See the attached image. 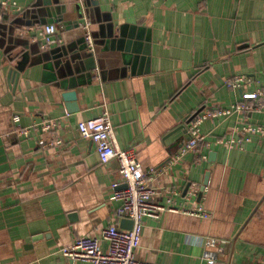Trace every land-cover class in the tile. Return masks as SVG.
I'll use <instances>...</instances> for the list:
<instances>
[{
  "label": "crops",
  "instance_id": "crops-1",
  "mask_svg": "<svg viewBox=\"0 0 264 264\" xmlns=\"http://www.w3.org/2000/svg\"><path fill=\"white\" fill-rule=\"evenodd\" d=\"M9 1L16 6L0 7V264H69L62 247L122 227L112 199L117 162L101 164L77 129L104 110L117 144L135 148L154 173L156 204L176 191L175 206L201 204L211 215L145 218L137 259L210 264L203 239L212 237L229 242L217 264H264V112L202 123L208 141L247 137L241 147L201 146L178 157L193 116L264 89V0ZM83 20L94 52L74 30ZM44 24L57 27L62 43L40 49L32 41ZM236 75L249 78L241 90L224 85ZM73 92L76 101H67ZM240 123L261 132H242ZM192 185L205 187L201 199L185 197Z\"/></svg>",
  "mask_w": 264,
  "mask_h": 264
},
{
  "label": "built area",
  "instance_id": "built-area-1",
  "mask_svg": "<svg viewBox=\"0 0 264 264\" xmlns=\"http://www.w3.org/2000/svg\"><path fill=\"white\" fill-rule=\"evenodd\" d=\"M16 6V3L9 0H0V7L7 10ZM78 20L77 16L76 19ZM36 36L32 39L40 49H47L53 45L62 43V38L58 36V29L54 24L37 25ZM80 33L90 52L96 50L93 36L89 31L87 20L77 21L75 29ZM249 83V78L245 75H236L226 79L224 85L233 90H241L242 86ZM258 111L264 112V89L258 88L253 92H241V101L231 104L225 109H215L201 114H196L189 120L187 131L189 138L181 146L179 156L195 150L198 147H211L212 145H226L241 147L247 137L218 138L213 142L208 141L201 133L202 123L209 118L228 117L230 115H242L243 113ZM239 129L245 133H259L260 128L241 124ZM49 125H43L41 130H46ZM77 129L82 137L90 139L94 145L101 164L107 165L111 161H116L118 165V175L120 182L114 183L112 199L118 203L115 216L118 221L131 220L130 229L121 228L118 225H111L103 229L98 236H84L76 238L72 243L59 250L69 264H154L152 262L139 260L135 256V251L141 243V232L145 218L158 219L163 212L182 213L202 219H209L210 213L201 204L193 210L183 209L174 205L172 196L177 195L176 191H171L165 205H158L153 198L159 190L153 185L154 173L144 171L138 161L135 148H121L114 137V129L110 121L109 113L104 110L100 115L77 124ZM29 129L18 131L19 136L28 137ZM42 147L59 145L60 141L44 140L38 142ZM241 149V148H240ZM176 157L175 159H178ZM121 186V187H119ZM205 187L201 191L204 190ZM197 185H192L188 189L185 197L187 199L200 198L202 192ZM199 201V200H198ZM202 239H200L201 241ZM107 244L106 251L102 250L100 244ZM204 245L209 248L203 254V258L210 264H217V255L226 250L229 243L227 240L208 237L203 239Z\"/></svg>",
  "mask_w": 264,
  "mask_h": 264
},
{
  "label": "water",
  "instance_id": "water-1",
  "mask_svg": "<svg viewBox=\"0 0 264 264\" xmlns=\"http://www.w3.org/2000/svg\"><path fill=\"white\" fill-rule=\"evenodd\" d=\"M59 14V13H58ZM60 18V22L62 21V19H61V17H59ZM46 22H53V21H46ZM44 25H47V24H44ZM76 26H77V23H76ZM75 26V27H76ZM86 46V45H85ZM87 47V46H86ZM23 62H24V60L22 61V62H19L18 64H17V66L16 67H14V68H12L11 70H10V78H13L14 76H17L19 73H20V71H21V69H22V65H23ZM64 98L67 100V101H72V102H75L76 101V94L73 92V93H68V94H66L65 96H64ZM72 107L73 108H76V109H69L70 111H76L78 108H77V105L75 106V105H72ZM121 224H122V227L121 228H125V229H130L131 228V226H132V221L131 220H121Z\"/></svg>",
  "mask_w": 264,
  "mask_h": 264
},
{
  "label": "rangeland",
  "instance_id": "rangeland-1",
  "mask_svg": "<svg viewBox=\"0 0 264 264\" xmlns=\"http://www.w3.org/2000/svg\"><path fill=\"white\" fill-rule=\"evenodd\" d=\"M78 264V263H77ZM81 264V263H80ZM83 264H85V263H83Z\"/></svg>",
  "mask_w": 264,
  "mask_h": 264
}]
</instances>
